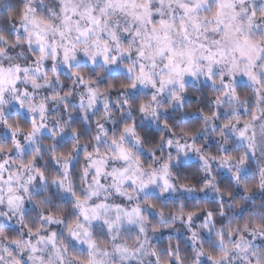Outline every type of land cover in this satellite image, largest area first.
I'll list each match as a JSON object with an SVG mask.
<instances>
[{"label":"snow or ice","instance_id":"1","mask_svg":"<svg viewBox=\"0 0 264 264\" xmlns=\"http://www.w3.org/2000/svg\"><path fill=\"white\" fill-rule=\"evenodd\" d=\"M0 5V264H264V0Z\"/></svg>","mask_w":264,"mask_h":264},{"label":"trees","instance_id":"2","mask_svg":"<svg viewBox=\"0 0 264 264\" xmlns=\"http://www.w3.org/2000/svg\"><path fill=\"white\" fill-rule=\"evenodd\" d=\"M7 9H6V7H4V6H2V5H0V16H4V15H7ZM178 227H179V225H178ZM170 233H168V232H165V236H167V235H169ZM174 235V234H173Z\"/></svg>","mask_w":264,"mask_h":264},{"label":"clouds","instance_id":"3","mask_svg":"<svg viewBox=\"0 0 264 264\" xmlns=\"http://www.w3.org/2000/svg\"><path fill=\"white\" fill-rule=\"evenodd\" d=\"M148 127H149L150 130H153L154 129L157 132L160 131V129L156 125H154V124H149Z\"/></svg>","mask_w":264,"mask_h":264}]
</instances>
